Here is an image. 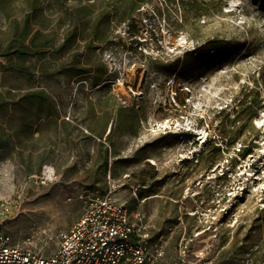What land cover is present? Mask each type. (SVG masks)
I'll return each mask as SVG.
<instances>
[{"label":"rangeland","instance_id":"1","mask_svg":"<svg viewBox=\"0 0 264 264\" xmlns=\"http://www.w3.org/2000/svg\"><path fill=\"white\" fill-rule=\"evenodd\" d=\"M134 1L0 0L9 228L69 230L84 212L81 196L109 193L149 215L166 244L162 264H260L264 0H147L135 11L136 34L122 20ZM82 5L93 12L79 20ZM36 30L40 48L30 46ZM257 85L263 107L228 132L234 107L246 92L251 104ZM253 137L254 152L238 156Z\"/></svg>","mask_w":264,"mask_h":264},{"label":"built area","instance_id":"2","mask_svg":"<svg viewBox=\"0 0 264 264\" xmlns=\"http://www.w3.org/2000/svg\"><path fill=\"white\" fill-rule=\"evenodd\" d=\"M85 209L69 230L53 222L9 228L14 200L0 196V264H162L166 244L149 215L111 194H84ZM264 264V262L260 263Z\"/></svg>","mask_w":264,"mask_h":264},{"label":"trees","instance_id":"3","mask_svg":"<svg viewBox=\"0 0 264 264\" xmlns=\"http://www.w3.org/2000/svg\"><path fill=\"white\" fill-rule=\"evenodd\" d=\"M147 0H135L133 4L129 5L128 7H126L124 9V15L122 17V20L125 21L126 18H131V21H130V29H134V33L136 34L138 32V25H140V22H142L143 18L141 16L139 17H136V13L135 11L140 9V7L146 2ZM93 10L87 6V5H82L80 6V8H78L77 10V18L79 20H82L84 19L85 17L87 16H90L92 14ZM80 13H83V14H80ZM98 18H103L104 19V22L105 24H108L111 20H112V16L110 14H108V11H101L100 13H98ZM26 19H25V23H24V32L22 34H18L17 36L18 37H21L22 40H26V38L28 36H30V33H27L25 32L26 29H29L31 28L30 25H32V16H31V13L29 12L28 14H26ZM35 17V16H33ZM16 27H18L16 25ZM96 32H97V35L99 34L100 32V28L97 29L96 28ZM40 35L42 36L43 33L39 30H36L34 31V34L32 35V39L30 40V46H35V47H39L42 46L40 44V42L38 41V38L40 37ZM99 36V35H98ZM136 42V41H134ZM73 47V43L71 41H67L66 43H64V48H67V49H70ZM21 52H22V48L19 49ZM38 53H43L41 51V49H39ZM41 58H43V55H41ZM40 58V59H41ZM259 83V82H258ZM253 91L255 92V97L252 101V103L250 104V102H248V93L246 92L242 99L240 100V104H237L236 107H234L233 109V116L231 117H228L229 121H227L228 123V128H229V131L228 132H232L231 130H233L236 125L238 124V122L240 120H242V116L243 115H250V113L253 111H258L260 109V107H263V102H262V98H261V93L258 89V85H257V88H253ZM227 132V134H229ZM254 137H256V135H254ZM254 137H253V140H251L250 143L248 144H245V146H243L241 148V150H239V153H238V156H241L242 158L243 157H247L249 154H252L254 152V148H256L258 146V144L256 142H254ZM238 162V159L236 160ZM107 167V164L105 165V170ZM144 172V171H143ZM154 175V174H153ZM225 177L227 178L228 176L225 174ZM229 178V177H228ZM232 186V185H231ZM233 187V186H232Z\"/></svg>","mask_w":264,"mask_h":264},{"label":"bare ground","instance_id":"4","mask_svg":"<svg viewBox=\"0 0 264 264\" xmlns=\"http://www.w3.org/2000/svg\"><path fill=\"white\" fill-rule=\"evenodd\" d=\"M123 84V83H122ZM45 171H46V176L49 180L52 181L53 179V174H54V169L53 167H51L50 165H47L46 168H45Z\"/></svg>","mask_w":264,"mask_h":264}]
</instances>
